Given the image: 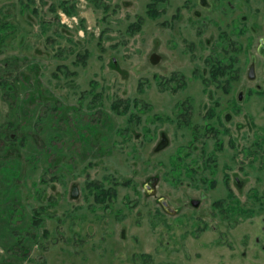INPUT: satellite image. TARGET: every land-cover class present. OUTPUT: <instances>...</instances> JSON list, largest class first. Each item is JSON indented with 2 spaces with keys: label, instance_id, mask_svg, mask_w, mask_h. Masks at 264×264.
I'll use <instances>...</instances> for the list:
<instances>
[{
  "label": "rangeland",
  "instance_id": "obj_1",
  "mask_svg": "<svg viewBox=\"0 0 264 264\" xmlns=\"http://www.w3.org/2000/svg\"><path fill=\"white\" fill-rule=\"evenodd\" d=\"M58 1L0 0L14 27L0 57L18 58L12 106L0 87V264H264V0H166L155 19L149 0H69L71 15ZM194 10L212 22L195 25ZM220 31L243 46L228 91L194 73ZM9 122L25 135L12 148ZM90 181L115 197L99 202ZM218 200L253 214L217 212Z\"/></svg>",
  "mask_w": 264,
  "mask_h": 264
},
{
  "label": "trees",
  "instance_id": "obj_2",
  "mask_svg": "<svg viewBox=\"0 0 264 264\" xmlns=\"http://www.w3.org/2000/svg\"><path fill=\"white\" fill-rule=\"evenodd\" d=\"M30 2H33L34 0H29ZM69 0H59L57 2L56 5H51V10L52 11H56L58 9H60L61 11H64L66 14H73L75 11V2L72 1V3H69ZM94 4L96 6H99L101 4H99L98 0L93 1ZM166 5L167 2L166 0H149L146 4V16H148L149 18H158L160 15H162L165 10H166ZM25 8L28 7L27 4L24 5ZM57 18V16H56ZM143 20L141 18H139L138 20H136L133 23L129 24V30L130 32L133 34L136 30L140 29V26L142 24ZM61 26H65L64 24ZM10 29V30H8ZM14 31V27L11 24H7L6 22H3L0 20V52L1 49L3 48L4 42L10 38L12 35H8L10 33H12ZM79 58H81L82 61H84V58H86L87 54H78ZM208 56H206L204 62H203V67L205 69V73L200 72V67H197V72L198 75L201 76L202 81L207 84V83H212V81H218V82H225L224 85H218L221 89H223L224 91H228V89L230 88L231 85V72L232 69L228 68V69H224V67H221V65H223V63H226L228 65H233V60H232V56L229 57V59L227 60V62L222 61L221 59L217 58L216 56L212 58L211 63L213 65L212 68H210V64L207 61ZM18 61V58L14 55H5L3 57H0V87L3 89V94L6 96V99L10 98L11 102L9 103L10 106H12V104H14V93L15 91L13 90L14 86H13V82L11 81V79H9V75L11 74L14 66L16 65V62ZM209 64V65H208ZM209 66V67H208ZM210 72V73H209ZM212 77H211V75ZM223 75H229L227 78L223 79L224 77H222ZM178 74L173 73L170 77V80L178 82L181 81V77L177 76ZM162 83V82H161ZM163 84V83H162ZM184 85V83L182 82L179 87H182ZM140 102L135 101L133 104L135 106H137ZM187 103L186 102H181L179 103L180 105V109L181 110L179 112L178 118L176 119L175 123L177 124V126H181V124L183 125H187L188 121H189V113L187 112ZM124 106V108L126 109L129 106V100H121V99H116L113 104H112V108L119 113H123L125 112L124 110H121V106ZM145 107H147V105H145ZM185 109V110H183ZM136 118V115L133 114L132 117L129 119V121L133 120ZM21 128V124H14V123H6V126H4V131H5V136H6V140H8L6 142V146H11L10 148H12V146H14V142L16 141V139H20L19 143L22 144L24 142L25 135L23 133H18V131H20ZM129 127L127 126L124 129V132H128ZM197 129V128H196ZM10 131L12 133H14V135L12 133H7V131ZM3 131V130H2ZM206 131H214L212 128H205L204 132ZM13 136V137H12ZM193 137L194 139L197 137L196 131H193ZM182 150H180V153H178V155H176L177 157L172 158L171 164L174 166L177 163H179L183 158L181 155ZM203 153V150H202ZM205 155V151L203 153ZM206 163H208L207 165L209 166H213V157L209 154H206L205 156V160ZM175 167V166H174ZM195 178H191V180H194ZM200 182L207 184L208 180L201 178ZM212 185V183H210V186ZM88 186L90 188V191H92L94 193V195L96 196V199L99 202H106L109 201L110 199H112L113 197H115L116 192L113 186L111 187H104L103 184H101L100 182H96V181H90L88 182ZM222 202H224V200H218L215 201L213 203V208L215 207V209L217 210V212L219 211L220 213L224 212V208H223V204ZM263 202V201H262ZM261 207V206H260ZM42 208V207H41ZM262 208V207H261ZM40 209V208H39ZM226 213L229 212L230 214H233L234 212L236 214H240L241 216H243L244 218L247 216H251L253 214V210L251 208H237V206H233L231 207V205L228 206L227 210H225ZM38 223L37 220H35L34 223ZM47 235V234H45Z\"/></svg>",
  "mask_w": 264,
  "mask_h": 264
},
{
  "label": "flooded vegetation",
  "instance_id": "obj_3",
  "mask_svg": "<svg viewBox=\"0 0 264 264\" xmlns=\"http://www.w3.org/2000/svg\"><path fill=\"white\" fill-rule=\"evenodd\" d=\"M192 5H195V2H192ZM196 5H199L200 7H205V8H210L211 4L210 1L208 0H196ZM194 15H195V19L193 20V23L196 25L198 22L203 23L204 25H206L207 23H211L212 20L208 19L207 15L206 17L204 15H202L201 10H194ZM179 13H180V7H177L176 12L174 13V18L177 19L179 18ZM238 37H240L239 35H228L225 31H220L218 33V35L215 36V38L213 40H211V43H209V45H207L206 48V53L202 56L200 55L201 62L203 64L206 56H208V63L210 64V68L213 67L211 60L213 57H217L219 59H221L224 62H227V60L229 59V57L232 56V60H233V65H228L226 63H223V65H221V67H224V69H232L231 72V84L235 83L236 81L239 80L240 78V65H239V54L241 53L243 46L241 45V43L238 40ZM182 41H184V39H182ZM187 43V42H186ZM185 49L190 51V54L193 52V48H194V44L192 42H188L187 44H185ZM257 50L264 55V41H260V43L257 46ZM190 59L192 61H194L193 55L191 54ZM208 64V65H209ZM196 65V63L194 64ZM200 65H196L194 68V73H196L197 71V67H199ZM209 67V66H208ZM204 68V67H203ZM205 70V69H204ZM252 70L253 67L249 68V71L247 73V76L249 78H252L253 74H252ZM206 71H204L205 73ZM210 73V72H209ZM211 75V74H210ZM183 76L181 73H179L178 71V77ZM229 75H223L222 77H224L223 79L227 78ZM251 76V77H250ZM212 77V75H211ZM164 82H167L165 80H163ZM169 82V81H168ZM163 83V82H162ZM178 83V82H176ZM182 82L179 81L177 87H179V85ZM214 85V87L221 89L218 85H224L225 82H218L216 81H212L211 85ZM176 89V87H175ZM228 118V117H227ZM74 192V187H72L71 189V195Z\"/></svg>",
  "mask_w": 264,
  "mask_h": 264
},
{
  "label": "water",
  "instance_id": "obj_4",
  "mask_svg": "<svg viewBox=\"0 0 264 264\" xmlns=\"http://www.w3.org/2000/svg\"><path fill=\"white\" fill-rule=\"evenodd\" d=\"M251 77V76H250ZM166 143V139H163L162 140V142H161V144H160V146H162V144H165ZM159 146V147H160ZM158 147V148H159ZM72 196L73 197H75L76 196V191H75V189H74V192L72 193ZM160 202H161V204L163 205V207H164V209L165 210H167L168 212H170V213H173L174 212V210L166 203V201L165 200H160Z\"/></svg>",
  "mask_w": 264,
  "mask_h": 264
},
{
  "label": "built area",
  "instance_id": "obj_5",
  "mask_svg": "<svg viewBox=\"0 0 264 264\" xmlns=\"http://www.w3.org/2000/svg\"><path fill=\"white\" fill-rule=\"evenodd\" d=\"M61 21H62L63 24H66L65 22H68L69 20H68V18H67L66 15L64 16V15L62 14V15H61Z\"/></svg>",
  "mask_w": 264,
  "mask_h": 264
}]
</instances>
